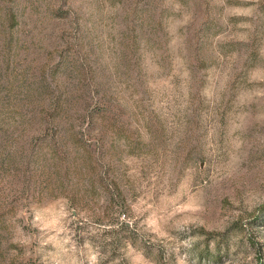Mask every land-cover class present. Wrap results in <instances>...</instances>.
I'll return each mask as SVG.
<instances>
[{
  "label": "rangeland",
  "instance_id": "rangeland-1",
  "mask_svg": "<svg viewBox=\"0 0 264 264\" xmlns=\"http://www.w3.org/2000/svg\"><path fill=\"white\" fill-rule=\"evenodd\" d=\"M70 121L120 207L50 170ZM261 202L264 0H0V264H264Z\"/></svg>",
  "mask_w": 264,
  "mask_h": 264
},
{
  "label": "trees",
  "instance_id": "trees-1",
  "mask_svg": "<svg viewBox=\"0 0 264 264\" xmlns=\"http://www.w3.org/2000/svg\"><path fill=\"white\" fill-rule=\"evenodd\" d=\"M7 19L8 24L12 25L14 22V15L12 11H7ZM58 63L63 65H67L69 70H76L80 62H77L76 58H64L59 56L57 59ZM57 63V64H58ZM78 77V76H77ZM86 86H91L89 84V79L83 81ZM103 83V81H94L92 82L93 87L98 84ZM89 84V85H88ZM87 87V88H88ZM86 91L83 88L82 82L79 87L73 88H57L54 91H51L48 96L46 106L40 108V111L44 112L47 117L54 118L59 115L62 111H65L67 107L71 104L73 105H81V101H84V95ZM81 114L82 117L87 118V122L93 123L95 119V111L94 106L90 109H85L82 111L79 110L78 116ZM76 122L70 121L69 128L65 129L64 139L68 141L70 145L69 148H65L62 144H60L59 149L53 145V143H49V148L53 151V153H49L51 158V171L60 172L62 171V175L66 173L69 174L68 179L74 173H86L88 174V178L86 180L89 183V186L92 187L95 182L102 185L103 189L108 194V198H114L115 206L120 207L123 200L122 192L113 177L105 178V174L96 168L97 158L94 152V147L90 143V140L86 135H83V131L79 128H74ZM72 149L74 153H69V150ZM76 178V177H75ZM57 181L59 178H56ZM61 181V179L59 180ZM74 181V180H73ZM264 212V202H261L257 205V208L254 209L251 213L253 217H259L260 213ZM204 231V237H214L217 231L214 230H202Z\"/></svg>",
  "mask_w": 264,
  "mask_h": 264
}]
</instances>
